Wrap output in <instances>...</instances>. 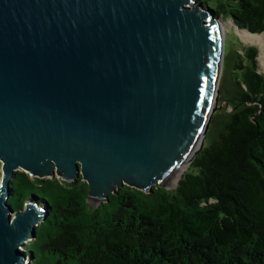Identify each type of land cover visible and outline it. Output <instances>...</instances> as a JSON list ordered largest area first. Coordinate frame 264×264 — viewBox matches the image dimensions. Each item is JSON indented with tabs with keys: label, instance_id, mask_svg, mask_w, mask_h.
I'll list each match as a JSON object with an SVG mask.
<instances>
[{
	"label": "water",
	"instance_id": "95a60500",
	"mask_svg": "<svg viewBox=\"0 0 264 264\" xmlns=\"http://www.w3.org/2000/svg\"><path fill=\"white\" fill-rule=\"evenodd\" d=\"M194 2L0 0V264H30L45 215L8 202L16 171L81 175L95 207L125 184L168 189L190 164L224 56L220 21Z\"/></svg>",
	"mask_w": 264,
	"mask_h": 264
},
{
	"label": "trees",
	"instance_id": "16d2710c",
	"mask_svg": "<svg viewBox=\"0 0 264 264\" xmlns=\"http://www.w3.org/2000/svg\"><path fill=\"white\" fill-rule=\"evenodd\" d=\"M196 1L239 28L264 31V0ZM257 54L247 46L231 52L232 64L224 60L223 71H233L227 105L212 114L174 189L125 184L94 207L81 175L69 182L16 171L8 202L21 209L31 200L45 211L22 246L30 264H264V73Z\"/></svg>",
	"mask_w": 264,
	"mask_h": 264
},
{
	"label": "rangeland",
	"instance_id": "374dc122",
	"mask_svg": "<svg viewBox=\"0 0 264 264\" xmlns=\"http://www.w3.org/2000/svg\"><path fill=\"white\" fill-rule=\"evenodd\" d=\"M206 1L209 4L214 5L213 1H215V0H206ZM197 3L198 2L195 0L194 6L197 5ZM218 20L220 21L221 27H222V38H223L224 53H225L224 56L226 58L224 59V56H223L221 75L219 77V83H218V94H217V98H216L215 108H214L212 114H214V112L216 110L221 109L224 104H225V106L227 105L226 101L225 102L222 101L223 95H224L223 93H224L226 88H229V89L231 88V85H232L231 77L233 76V71H232L230 65L228 68H225V70L223 71V64H224V60L227 61L229 64H232L231 62L233 61V58L231 56V52H233V50H235V49L241 50L242 47H247V46L256 47L258 50L257 60H258L259 71L264 73V66L262 64L261 59L259 58V55L261 52L260 45L258 43L252 42L251 40L244 41L239 34V31H247V33H251V34H261L264 31H262L260 33H252V32H250L244 28H239L237 25H235L233 23V21H231L230 19H225L222 16H220L218 18ZM227 108L229 109V107H227ZM212 122H213V117L211 115V118H210L209 123H208V127L210 126V124ZM207 131H208V128H207ZM204 139H205V137H204ZM204 139H203V142H204ZM188 166H189V164H188ZM188 166L185 168V170L188 168ZM30 177H33V176H30ZM58 178H60V177H58ZM0 179H1V173H0ZM60 179L63 180L62 178H60ZM175 186H176V184H174V185H168L167 184L168 189H174ZM10 201H11V204L14 205L13 208L15 210H17V208L14 204V199L12 197H11ZM104 202H107V201H104ZM93 204L97 205V203H93ZM25 258L27 259V261L28 260L30 261V257H28L27 255L25 256Z\"/></svg>",
	"mask_w": 264,
	"mask_h": 264
},
{
	"label": "bare ground",
	"instance_id": "6f19581e",
	"mask_svg": "<svg viewBox=\"0 0 264 264\" xmlns=\"http://www.w3.org/2000/svg\"><path fill=\"white\" fill-rule=\"evenodd\" d=\"M239 34L244 41L251 40L252 42L258 43L260 45L261 52H260L259 58L261 59L262 64L264 66V32L261 34H251V33H247V31H239ZM194 149H195V146L193 150ZM191 154L188 156V158L186 159L184 164L180 167V169L176 172V174L167 181L168 185L177 184L181 174L185 171V168L187 167L188 161H190Z\"/></svg>",
	"mask_w": 264,
	"mask_h": 264
}]
</instances>
